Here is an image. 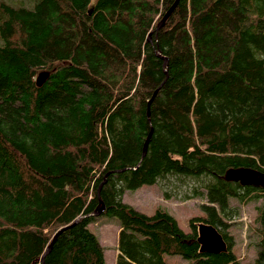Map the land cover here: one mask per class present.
Returning <instances> with one entry per match:
<instances>
[{
    "label": "trees",
    "instance_id": "1",
    "mask_svg": "<svg viewBox=\"0 0 264 264\" xmlns=\"http://www.w3.org/2000/svg\"><path fill=\"white\" fill-rule=\"evenodd\" d=\"M240 167L264 171V0H0V264H106L101 216L116 264H241L231 199L264 188L224 179ZM170 175L205 199L189 232L124 202ZM254 223L264 264V203ZM200 224L225 252H200Z\"/></svg>",
    "mask_w": 264,
    "mask_h": 264
},
{
    "label": "rangeland",
    "instance_id": "2",
    "mask_svg": "<svg viewBox=\"0 0 264 264\" xmlns=\"http://www.w3.org/2000/svg\"><path fill=\"white\" fill-rule=\"evenodd\" d=\"M23 1L30 6L31 0ZM169 181L161 180L153 186H144L136 191L126 192L125 200L127 204L133 206L140 212L153 215L161 208L174 216L180 228L189 232L191 230L189 220L194 217L205 216L201 205L205 202L204 198L186 199L191 196L193 188L197 185L192 177L180 175H170ZM170 195L167 197L166 195ZM125 196V195H124ZM164 198V200H163ZM124 199V198H123ZM264 199L252 201L240 205L236 199H231L232 206H240V218L231 222L230 235L235 240L234 252L241 260V264H252L258 255L254 218L256 208L262 206ZM120 220L116 217L101 216L89 225V228L96 236L101 239L107 247V263L111 264L110 258L116 248L117 229ZM168 264H193L191 260H186L180 255H165Z\"/></svg>",
    "mask_w": 264,
    "mask_h": 264
},
{
    "label": "water",
    "instance_id": "3",
    "mask_svg": "<svg viewBox=\"0 0 264 264\" xmlns=\"http://www.w3.org/2000/svg\"><path fill=\"white\" fill-rule=\"evenodd\" d=\"M169 15L170 12L163 18L158 28L163 27ZM164 61L167 62V59L164 58ZM48 75L49 74L46 72L41 73L37 78V84L41 86L48 78ZM148 114H149V107H148ZM145 147H147V145ZM145 154H146V150H145ZM224 179L229 182L239 183L242 186H254L257 188L259 187L264 188V171H260L256 169L231 168L227 170V172L225 173ZM104 208H105L104 205H102V207L98 208L92 215L95 217L99 216L104 211ZM198 230H199V236L197 241L200 244L201 253L218 254L221 252H225L227 250V244L223 236L213 226L208 224H200ZM61 232L62 230L55 235L52 244L56 241V239L58 238ZM52 244L49 246L47 252L51 250Z\"/></svg>",
    "mask_w": 264,
    "mask_h": 264
},
{
    "label": "crops",
    "instance_id": "4",
    "mask_svg": "<svg viewBox=\"0 0 264 264\" xmlns=\"http://www.w3.org/2000/svg\"><path fill=\"white\" fill-rule=\"evenodd\" d=\"M125 197H126V194L124 196V202H126ZM163 200H164V198H163ZM119 232H120V229H117V237H116V242H115L116 243V248L114 249V253H113V255L110 258L111 264H116L117 257H118V255L120 253L119 250H118V236H119ZM100 242L105 247V245H104V243H103V241L101 239H100ZM107 250H108L107 247H105L106 264H108L107 263Z\"/></svg>",
    "mask_w": 264,
    "mask_h": 264
},
{
    "label": "bare ground",
    "instance_id": "5",
    "mask_svg": "<svg viewBox=\"0 0 264 264\" xmlns=\"http://www.w3.org/2000/svg\"><path fill=\"white\" fill-rule=\"evenodd\" d=\"M168 58V57H167ZM240 168H251V167H240ZM240 168H233V169H240ZM251 169H255V168H251ZM256 170H258V169H256ZM260 188V187H259ZM263 189V188H262ZM124 191V190H123ZM234 221V220H233ZM257 221V220H256ZM200 249V248H199Z\"/></svg>",
    "mask_w": 264,
    "mask_h": 264
}]
</instances>
